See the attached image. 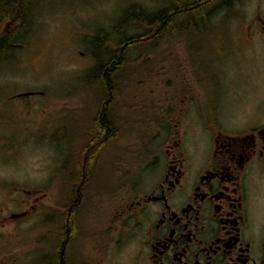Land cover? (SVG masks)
<instances>
[{
	"label": "flooded vegetation",
	"instance_id": "obj_1",
	"mask_svg": "<svg viewBox=\"0 0 264 264\" xmlns=\"http://www.w3.org/2000/svg\"><path fill=\"white\" fill-rule=\"evenodd\" d=\"M257 22L263 34L264 21L259 16ZM109 33L101 28L99 36ZM94 36L87 41L92 64L83 84L87 90H103L108 99L94 108L93 118H60L66 130L55 138L58 158L52 188L68 180L67 193L57 188L58 198L52 193L50 203L45 191L34 199L22 197L14 209L0 204V264H44L50 261L49 253L63 249V235L77 228L71 264H264V73H167L168 101L157 104L164 122L157 124L147 159L118 193L116 215L85 222L93 210L88 192L102 186L100 176L96 169L73 167L76 160L65 156L62 136L82 125L81 137L90 136L96 145L119 139L124 108L122 103L111 105L130 74L123 73V55L116 66L122 73L112 74L111 86L99 81L92 73L99 63ZM104 42L118 49L114 42ZM103 111L114 127L110 135L95 123ZM89 151H94L92 145L87 150L91 160ZM80 156L75 152V158ZM46 189L49 184L40 182L35 192ZM48 227L55 246L45 253ZM29 228L42 230V236L33 242ZM83 240L89 246L86 256L78 248Z\"/></svg>",
	"mask_w": 264,
	"mask_h": 264
},
{
	"label": "rangeland",
	"instance_id": "obj_2",
	"mask_svg": "<svg viewBox=\"0 0 264 264\" xmlns=\"http://www.w3.org/2000/svg\"><path fill=\"white\" fill-rule=\"evenodd\" d=\"M132 4L146 7V11L153 12L169 6L170 2L169 0H51V2L45 0L37 11L36 23L27 44L19 45L11 58L0 61V204L2 206L17 208L18 197L30 196L34 199L44 191L48 192L46 203H50L52 193L58 198L57 188H60L57 191L59 193L69 191L68 180L52 188L55 186L52 176L56 171L58 158L55 154L58 146L55 138L61 130H66L60 118L66 117V122L72 119L81 122L84 119L82 116H85V120L87 117L93 118L94 108L109 96L103 90L97 89L98 87L94 89L89 87L87 90L86 85L83 84L84 70L90 68L92 64L87 55L88 50H84V41L91 33H96L97 29H94L98 25H102L108 33L114 18H119V14ZM258 13L264 18V0H240L232 11L216 10V13L210 14V23H208L210 26L201 29V35L203 37L205 33L204 39H206L211 30H216L215 35L219 37L217 40V37L211 35L205 40L206 46L203 48L208 50V53L202 52L199 57V59L203 58L201 61L193 60L188 50L189 45L181 37L163 40L155 47L157 51L152 52L150 56L142 57L139 62H152L154 57L153 73L156 74H148L145 79L142 73L126 74L124 87L118 88V94H114L111 107L122 103L124 108L121 114L124 125L119 139L109 143L102 141V144L96 145V141L93 139L92 142L90 136L81 137L82 125L72 129L71 134H63L62 150H65V156L74 157L76 160L73 167L77 166L80 169L86 166L93 171L96 169L100 176L99 186L101 184L102 186L93 187L90 189L91 193L88 192L93 210L92 214L85 218L86 223L93 221L97 215L98 219L116 215L115 208L119 204L118 193L127 185L126 182L134 178L147 159L157 124L164 122L163 112L157 109V104L168 101L165 100L166 89L169 86L167 73L173 75L208 73L206 70H210L211 73L216 71L232 73L234 76L238 73H264V34L254 27L249 31V35L247 33V27L253 18L257 19ZM6 25L5 23L4 27ZM226 37L230 38L225 40ZM203 42L204 40L201 41L202 45ZM142 68L144 73L152 71L148 68V64ZM77 70L82 71L76 72ZM115 73H122V70L118 72L117 69ZM79 87L81 88L72 92V89ZM25 91L40 92L28 97L16 96ZM77 141L79 143L74 147ZM89 145L94 148V151H89L90 154L93 153L91 160L87 157ZM54 148L55 152H53ZM75 152H81V156L75 158ZM122 166L124 168H121ZM64 176L68 179L66 175ZM40 182L48 183L51 188L41 190L39 193L32 191L31 194L24 190L21 195L20 185L24 184L28 187ZM81 221L84 223L82 218ZM98 221L93 223V226L98 225ZM79 230L80 228H77L75 233L66 236L64 243L62 242L63 250L66 252L64 261L66 264H71L74 258ZM27 234L33 236L35 242L37 235L42 236V230L33 231L29 228ZM45 236V246L44 241L42 244L44 252L47 253L50 252L47 248L52 249L55 246L51 227L46 229ZM33 245L35 246V243ZM36 245L40 246L38 243ZM81 245L82 247H78L80 253H85L86 256L89 250L88 243L83 240ZM84 261L85 257L82 258L81 263Z\"/></svg>",
	"mask_w": 264,
	"mask_h": 264
},
{
	"label": "trees",
	"instance_id": "obj_3",
	"mask_svg": "<svg viewBox=\"0 0 264 264\" xmlns=\"http://www.w3.org/2000/svg\"><path fill=\"white\" fill-rule=\"evenodd\" d=\"M42 1L0 0V61L11 58L17 47L27 42L36 23L37 11ZM214 1L170 0L169 6L153 12L146 11V8L141 9L135 4L130 5L121 13L118 18L120 23L111 28L109 35H103L100 38L99 30L93 37V41H96L93 49L99 63L92 73L98 76L99 81L104 83L106 88L111 86V76L117 70L116 66L121 61L124 48H126L123 66L125 73H144L142 67L146 64L139 63V60L150 56L154 49H157L155 47L160 43L154 45V42H158L159 38L166 40L183 37L187 40L189 48L201 50V41L204 40L203 44H206L205 34L202 37L201 32L207 25L210 26L208 24L210 14L213 15L216 10H233L230 4L234 0H217V4ZM5 23L7 27H4ZM11 24L13 27L9 28ZM127 30L131 33L129 34ZM106 40L114 42L118 45V49L113 50L107 47L104 42ZM145 41H154L151 42L153 45L147 51L134 49V46L142 45ZM154 62L153 60L152 63ZM95 123L98 130L107 131L109 135L113 133L114 127L106 111L99 114ZM65 239L64 234L63 240ZM65 253L63 249L57 254L49 253L50 261L45 260L44 264H64Z\"/></svg>",
	"mask_w": 264,
	"mask_h": 264
},
{
	"label": "bare ground",
	"instance_id": "obj_4",
	"mask_svg": "<svg viewBox=\"0 0 264 264\" xmlns=\"http://www.w3.org/2000/svg\"><path fill=\"white\" fill-rule=\"evenodd\" d=\"M43 1H45V0H43ZM43 1H42V2H43ZM46 1L51 2V0H46ZM169 1H170V0H169ZM239 1H240V0H234V1L230 4V8L233 9L234 6L237 5V4L239 3ZM42 2H41V3H42ZM216 2H217V0L214 1L215 4H217ZM138 7L141 8V9L146 8V7H143V6H138ZM209 17H211V16H209ZM209 17H208V18H209ZM112 22H113V25L111 26V28H112V27H115V25H118V24L120 23V21H118V18H114V20H113ZM103 25H104V24H103ZM117 27H118V26H117ZM117 27H116V28H117ZM157 41H158V42H154V41H150V42H149V41H145L144 44H142V45L140 44V45L134 46V49H136V50H138V51H140V50L147 51L148 48H149L151 45H153L151 42H154V45H157V44L161 43L163 40H161V39L159 38ZM155 43H156V44H155ZM129 53H130V52H129ZM122 55H126V48L122 49ZM124 64H125V60H124V62H123V66H124ZM75 125H76V124H73V126H75ZM47 141H48V140H47ZM47 141H46V142H47ZM50 143H51V141H50ZM75 146H77V145L74 144V147H75Z\"/></svg>",
	"mask_w": 264,
	"mask_h": 264
}]
</instances>
